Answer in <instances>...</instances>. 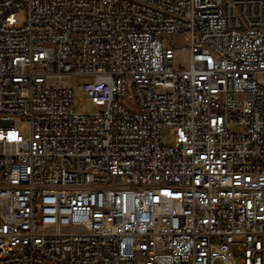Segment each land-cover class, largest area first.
I'll list each match as a JSON object with an SVG mask.
<instances>
[{
    "label": "built area",
    "instance_id": "1",
    "mask_svg": "<svg viewBox=\"0 0 264 264\" xmlns=\"http://www.w3.org/2000/svg\"><path fill=\"white\" fill-rule=\"evenodd\" d=\"M0 264H264V0H0Z\"/></svg>",
    "mask_w": 264,
    "mask_h": 264
},
{
    "label": "rangeland",
    "instance_id": "2",
    "mask_svg": "<svg viewBox=\"0 0 264 264\" xmlns=\"http://www.w3.org/2000/svg\"><path fill=\"white\" fill-rule=\"evenodd\" d=\"M18 18L20 22L23 21L24 15L22 12L19 13ZM173 47L175 48L173 67L178 68L181 65L186 66L188 63L189 54H188V49L182 43L180 36H175L173 40ZM84 81L85 79L83 78L72 79V108L76 112H83V113H92L99 111L100 107L95 105L91 101L90 97L83 91L81 87V83H83ZM13 121L15 127L19 130V132L23 136H26L29 130L27 120L23 117H14ZM173 137L174 135L172 129L163 128L160 132V139L163 145H169L172 142Z\"/></svg>",
    "mask_w": 264,
    "mask_h": 264
}]
</instances>
